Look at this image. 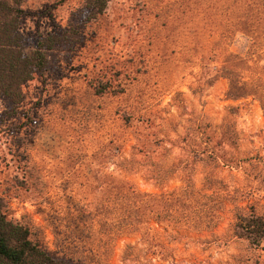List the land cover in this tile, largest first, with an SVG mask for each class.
<instances>
[{"label": "rangeland", "instance_id": "rangeland-1", "mask_svg": "<svg viewBox=\"0 0 264 264\" xmlns=\"http://www.w3.org/2000/svg\"><path fill=\"white\" fill-rule=\"evenodd\" d=\"M89 3L21 5L26 47L57 44L19 106L0 100L7 218L82 264H264V242L234 230L248 207L264 217V111L212 75L216 54L246 50L229 22L264 0H110L100 15ZM189 185L206 198L184 224L130 198Z\"/></svg>", "mask_w": 264, "mask_h": 264}, {"label": "trees", "instance_id": "trees-1", "mask_svg": "<svg viewBox=\"0 0 264 264\" xmlns=\"http://www.w3.org/2000/svg\"><path fill=\"white\" fill-rule=\"evenodd\" d=\"M25 1L0 0V100L4 99L13 106L22 103L23 86L47 69V53L57 44L47 37L38 40L31 48L26 47L25 39L20 33V26L26 16L21 10V5ZM109 1L90 0L87 10L100 15ZM228 26L235 29L241 39L246 41V50L241 53L224 50L216 54L222 61L219 68H213L212 75L216 74L227 81V99H252L264 111V14L239 16L229 22ZM234 113V108L228 110L223 129L231 126ZM226 163L229 161L226 160ZM137 197L143 215L147 214V218L151 214L155 215L157 220L174 217L179 218V223L183 224L190 218L187 219V215L181 211L190 209V206L197 205L206 198L205 194L202 191L197 192L193 185L168 193H131V199ZM235 220L236 236L246 238L254 246H260L264 242V217L258 215L253 206L248 207L246 213L238 212ZM0 264L82 263L44 250L38 242L31 239L28 227L7 218L0 198Z\"/></svg>", "mask_w": 264, "mask_h": 264}]
</instances>
